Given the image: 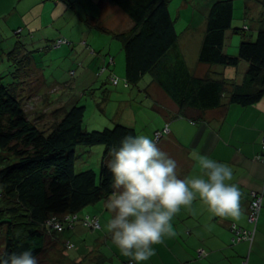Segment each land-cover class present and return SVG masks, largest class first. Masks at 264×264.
<instances>
[{"label":"crops","instance_id":"obj_1","mask_svg":"<svg viewBox=\"0 0 264 264\" xmlns=\"http://www.w3.org/2000/svg\"><path fill=\"white\" fill-rule=\"evenodd\" d=\"M167 1L178 35V48L190 73L197 78L211 77L241 84L248 68L243 61L237 68L209 67L199 64L207 16L216 0ZM230 1L234 7L233 22L232 30L226 33L224 50L225 54L236 57L243 39L241 36L254 38L264 29V0ZM85 9L91 13L86 16L89 37L92 38L94 34L92 32H98L100 37H98L97 49L100 53L107 50V53L99 57L102 58V65L106 68H101L97 74L92 73L87 76L89 86L83 90L88 91L89 95H91L90 91L93 92L91 96L93 108L95 107L98 114L105 115L106 121L99 125L110 128L115 124H121L134 129L137 135L148 136L163 152L176 161L177 176L181 179L200 174L198 162L190 155L194 151L226 164L233 172L231 181L227 183L237 186L241 194L238 218L216 217L199 199L193 202L190 209L181 208L172 220L176 235L165 237L162 244L153 245L155 255L140 264H242L246 259L248 264H264V164L257 160L262 151L264 138V104L259 102L248 108L225 105L201 115L194 112L195 117L192 119L195 121H193L180 115L178 107L153 83L151 77L145 76L136 86H127L123 46L124 60L114 53L110 37L116 39L114 35L127 32L132 24L121 10L110 4L109 0H0V36L4 37L6 34L11 38L15 33L17 42H22V39H27L28 36L33 44L53 42L55 45V40H48L42 30L44 27L40 22L42 18L48 15V12L56 11L66 13L68 18L67 13ZM66 20L62 27L66 24L77 30H83L85 34L83 29L85 21L82 17L80 22L83 25L73 24L69 18ZM179 27L183 29L179 30ZM237 29L244 33L238 35L234 32ZM40 35L43 38H40ZM62 35L67 38L73 37V35L69 37L67 32L61 33L58 36L59 40H63ZM117 41L121 43L120 40ZM23 44L29 51L30 49L26 47L28 44ZM112 56L113 58H109ZM87 58L90 57L87 55ZM33 65L34 62L30 71L32 70L35 76L39 75L41 79L36 80L46 86L42 73L34 71ZM113 78L118 80L116 86L111 82ZM81 82L83 84L84 80ZM63 84L56 87L65 93L62 88L68 83ZM47 89L46 87L44 90ZM74 96L75 100L70 107L79 104L85 95L81 93L79 97ZM40 97L38 96V99ZM111 105L113 116L109 117ZM165 128L168 129L169 134L156 142V135ZM252 193L263 195L262 210L254 240L252 243L244 241L233 244L235 237L232 232L233 227L247 231L253 229L248 222ZM105 202L96 204L97 206L90 212L79 214L80 217L85 215L98 217L101 229L97 233L78 223L61 236L65 246H72L66 250V258L69 262L136 264L130 257L123 256L113 244L111 234L105 227L111 215L105 207ZM69 234L78 237L77 241L86 245L87 251L83 250L82 255L72 257L70 252L75 248L68 238ZM86 252H89V255L86 256Z\"/></svg>","mask_w":264,"mask_h":264},{"label":"trees","instance_id":"obj_2","mask_svg":"<svg viewBox=\"0 0 264 264\" xmlns=\"http://www.w3.org/2000/svg\"><path fill=\"white\" fill-rule=\"evenodd\" d=\"M109 2L132 24L127 32L114 35L123 46L127 86H136L145 76L151 77L178 107L180 115L193 121L194 112L201 115L225 105L248 108L263 99L264 29L254 38L242 35L238 56L225 54L226 33L232 30V1L216 0L212 4L199 64L237 68L241 61L245 62L248 68L238 85L225 79L197 78L190 73L178 48L167 0ZM234 32L244 33L240 29ZM6 58L13 71L0 76V253L19 254L31 249L39 261L47 254L51 240L57 243L75 224L85 225L87 217L99 224L97 216L79 214L106 201L112 192L113 178L107 168L108 152L112 147L118 148L124 137L137 133L121 124L87 132L86 107L78 104L64 107L61 120L51 129H40L28 117L22 101L24 83L34 62L33 52L18 41ZM97 146L105 149L99 174L93 170L78 173V148Z\"/></svg>","mask_w":264,"mask_h":264},{"label":"clouds","instance_id":"obj_3","mask_svg":"<svg viewBox=\"0 0 264 264\" xmlns=\"http://www.w3.org/2000/svg\"><path fill=\"white\" fill-rule=\"evenodd\" d=\"M108 155L113 178L105 202L111 213L105 227L120 253L136 264L155 255L153 245L176 235L173 218L197 199L216 217L240 215L241 194L237 186L227 183L233 172L226 164L194 151L190 155L198 162L200 174L181 179L176 161L145 135L124 137ZM0 264H38V260L29 249L0 254Z\"/></svg>","mask_w":264,"mask_h":264},{"label":"rangeland","instance_id":"obj_4","mask_svg":"<svg viewBox=\"0 0 264 264\" xmlns=\"http://www.w3.org/2000/svg\"><path fill=\"white\" fill-rule=\"evenodd\" d=\"M86 10L87 9L67 13V17L71 22H73V24L78 23L83 25L80 22V18H83L85 21L83 22L85 34H83V30H77L66 24H64V27H62V24L66 23V19H68L66 18V13H59L58 11L54 13L48 12V15L42 18L40 21L42 23L41 26H44L42 27V30L47 35L48 40L52 39L55 40V43H57L59 40L58 36L61 33L67 32L69 37L73 35L72 38H67L62 35L61 38L65 44L61 46H57L56 44L53 45V42L48 44L35 42L33 44L32 39H30L28 36H26L27 39H22V42L25 43V45L28 44L26 47L30 49L29 51L33 52L34 71H40L43 76L42 79L46 81V86H44L42 83H39L38 80L41 78L39 75L35 76L31 70L29 72L30 76L28 77V80L26 83H24L26 90L22 94L25 97L22 101L28 117L35 121L42 130L47 131L51 129L54 124L61 120L63 115L61 110L65 106H68L69 108L71 103L75 100L74 95L79 97L81 93H83L85 96L81 99L82 101H80L78 105L86 107L84 130L87 132H92L101 131L104 129L99 124H101L103 121H106L105 115L98 114V112L94 109L95 107L93 108L94 104L91 98L93 92L90 91L91 95H89L88 91H83L87 89V86H89L87 76L92 75V73L97 74L101 68H106V66L102 65V58L99 57L101 54L107 53V50L106 52L103 51L100 53L97 49L99 47L98 37H100L98 32H96L97 34L92 32L94 33L92 38L89 37L90 31H88L86 25V16L91 13ZM181 29L183 28L179 27V30ZM40 38L43 37L40 35ZM16 42L17 40L15 33L14 37L11 38H9V36L6 34L4 37L0 36V76L8 75V73L13 71L12 66H10V62L6 58V53L8 54L14 48ZM110 42L114 53L118 56L120 55V58L124 60L121 43L117 41V39H113L111 37ZM87 55L90 58H87ZM109 58H113V56ZM99 61L100 64H98ZM80 78L81 81L84 80L83 84L80 81ZM5 81L7 82L8 79ZM65 82L68 84H66L65 88H62L64 91H66L63 93L59 87L56 86L60 84L63 86V83ZM46 87L48 89L45 91L44 89ZM38 96L41 97L38 99ZM108 115H110L109 117L113 116L112 105L110 106ZM109 117H106V119ZM104 150L105 149L103 146L78 148L76 167L77 172L79 173L87 170H93L96 174H99ZM96 206L97 205L90 206L89 208L83 210L82 213L90 212ZM86 226V224L83 225L84 228H87ZM87 229L91 230L93 233H97L101 229V226L99 225L95 228ZM66 235L68 236V234ZM69 235L70 236L68 238L71 239L70 241L73 243L75 248H73L74 250L70 252L72 257L82 255L83 250L87 251V248L85 247L86 245L80 243L79 240L77 241L78 237L74 236V234ZM53 240L58 241L56 237H54ZM69 247L67 245L65 246L61 236L59 237V241L57 243L51 240V245L47 251V254L39 259L38 264H73L75 261L69 262L66 258V250H68L67 248ZM79 249L80 253H78ZM85 254L87 256L89 255V252H86Z\"/></svg>","mask_w":264,"mask_h":264},{"label":"built area","instance_id":"obj_5","mask_svg":"<svg viewBox=\"0 0 264 264\" xmlns=\"http://www.w3.org/2000/svg\"><path fill=\"white\" fill-rule=\"evenodd\" d=\"M63 44H65V42L62 40L56 43L57 46H61ZM111 82L114 86L118 84V80L115 78H113ZM167 134H169L167 129H165L163 133H158L156 135L155 141L159 142L162 139L163 135H167ZM257 160L264 164V138L262 140V151L261 154L257 157ZM251 197H252V201L250 203L249 211H248V222L253 226V229L247 231L233 227L232 232L235 235V237L233 238V244H239L244 241L252 243L254 240L259 216L262 209L263 197L262 195L258 196L257 194H252ZM73 219H76V217ZM85 224L87 225L86 227L90 229L99 226L98 221L96 219H91L89 217L85 218ZM57 228L59 229V231L61 230L59 226H57ZM130 264H132V262ZM243 264H248V259L245 260Z\"/></svg>","mask_w":264,"mask_h":264},{"label":"bare ground","instance_id":"obj_6","mask_svg":"<svg viewBox=\"0 0 264 264\" xmlns=\"http://www.w3.org/2000/svg\"><path fill=\"white\" fill-rule=\"evenodd\" d=\"M232 26V25H231ZM239 35V34H238ZM165 130V129H164ZM154 141V140H153Z\"/></svg>","mask_w":264,"mask_h":264}]
</instances>
